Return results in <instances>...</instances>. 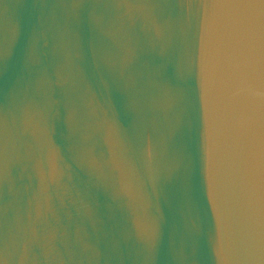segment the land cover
<instances>
[{"label":"water","instance_id":"obj_1","mask_svg":"<svg viewBox=\"0 0 264 264\" xmlns=\"http://www.w3.org/2000/svg\"><path fill=\"white\" fill-rule=\"evenodd\" d=\"M259 7L0 0V264H264Z\"/></svg>","mask_w":264,"mask_h":264},{"label":"snow or ice","instance_id":"obj_2","mask_svg":"<svg viewBox=\"0 0 264 264\" xmlns=\"http://www.w3.org/2000/svg\"><path fill=\"white\" fill-rule=\"evenodd\" d=\"M252 2L259 3L258 13L254 12L248 16L230 15L220 23L217 30V47L214 52L218 64L231 66L245 55L253 23L258 19L262 38L261 67L264 70V0H252ZM261 155L262 164H264V135H262Z\"/></svg>","mask_w":264,"mask_h":264}]
</instances>
